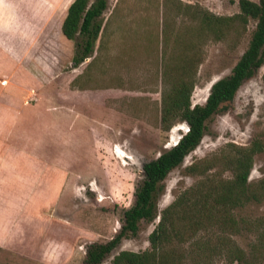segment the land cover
<instances>
[{"label": "rangeland", "instance_id": "obj_1", "mask_svg": "<svg viewBox=\"0 0 264 264\" xmlns=\"http://www.w3.org/2000/svg\"><path fill=\"white\" fill-rule=\"evenodd\" d=\"M71 1L50 0V6L45 7L50 8L48 16L43 23L37 22L46 27L33 32L30 39L35 55L43 60L39 72L35 70L36 81L14 67V81L25 92L32 88L22 102L40 106L32 111L24 108L17 121L28 118L35 122L23 133L28 141L34 140L33 153L42 150L38 148L42 137L50 151V162L44 161L45 165L32 153L29 170L49 168L52 175L58 171L67 174L63 192L55 193L62 182L54 178L50 194L45 195L51 202L50 218L67 226L66 250H60L51 261L2 252L0 264H83L89 243L112 238L119 231L123 209L133 201L134 187L142 178L141 164L173 145L186 131V124L177 117L166 128L160 122L162 100L179 77L183 57L196 53L197 63L184 79L193 83L190 104H202L212 82L229 74L255 24L249 20L244 30L231 29L223 38L213 40L195 33L193 8L230 15L238 10L237 0H105V8L95 18L100 29L88 56L91 61L84 69L92 68L94 76L81 82L111 86L114 100L107 108L92 111L96 119L78 111L75 114L80 119L72 122L59 116L58 93L60 68L65 69L73 55L74 42H65V47L64 38L57 34ZM76 39L80 49L82 37ZM263 71L261 65L241 82L231 100L205 120L197 146L163 180L156 198L157 216L140 220L136 234L122 237L105 255L103 264H109L120 250L149 249L148 235L160 210L187 189L230 179L231 167L220 156L228 158L235 147H245L253 140L262 148L252 155L247 183L257 198L231 206L230 220L223 224L207 220L200 228L189 230L182 227L180 219L174 220L177 232H168L162 246L174 252L176 264H264V191L259 188L264 178ZM83 110L91 112L86 106ZM236 254L238 260L233 259Z\"/></svg>", "mask_w": 264, "mask_h": 264}, {"label": "trees", "instance_id": "obj_2", "mask_svg": "<svg viewBox=\"0 0 264 264\" xmlns=\"http://www.w3.org/2000/svg\"><path fill=\"white\" fill-rule=\"evenodd\" d=\"M105 8V0H72L60 24L64 37L74 42L72 63L78 64L93 51V43L100 29V22L95 18ZM237 12L230 15H218L205 9L193 8L194 31L213 40L223 38L231 29L244 30L248 21H254V28L243 52L240 54L228 75L216 79L209 87L202 104H190L189 94L192 82L184 75L197 63L194 53L186 54L180 65V73L167 97L162 100L160 122L164 128L169 121L177 117L187 129L177 141L165 148L157 156L141 164L142 178L133 190L131 205L123 209L119 231L105 242H91L85 247L83 264H103L102 260L122 237L135 235L140 220L150 221L157 216L156 198L163 189V180L183 158L199 143L205 128V120L220 106L231 100L238 86L249 78L254 71L264 65V0H237ZM77 36L82 37L78 49ZM194 71V70H193ZM264 80V71L262 73ZM258 140L251 141L245 147H235L230 157H222L232 170L230 179L208 181L195 189H187L170 204L160 210L158 221L148 235L149 249L143 251L120 250L113 255L109 264H176L172 250L162 246L169 233L177 232L174 220H181L182 227L196 230L213 220L226 223L230 220V207L238 202L257 195L247 183L252 155L261 150ZM190 170L194 165H189ZM204 169L207 165H204ZM264 191V178L259 182ZM210 222V221H209ZM239 253L240 250L236 249ZM238 254L233 259L238 260Z\"/></svg>", "mask_w": 264, "mask_h": 264}, {"label": "crops", "instance_id": "obj_3", "mask_svg": "<svg viewBox=\"0 0 264 264\" xmlns=\"http://www.w3.org/2000/svg\"><path fill=\"white\" fill-rule=\"evenodd\" d=\"M15 1L0 0V253L51 261L60 250H66L64 235L67 226L61 220L50 218L51 202L45 195L51 192L52 179L59 178L58 181L65 185L67 174L66 171H58L52 175L49 168L46 171L29 170L34 140L28 141L23 133L28 126L33 128L35 122L28 118L17 121L16 116L26 107L32 111L40 106L39 103L22 102L32 88L25 92L14 81L16 66L36 81L35 73L39 72L43 60L35 55L30 39L33 32L44 31L46 25L41 27L37 22L41 20L43 23L48 16L50 8L46 10L45 7L50 6V0H23L17 4ZM61 21L57 34L64 38V44L62 40L61 43L66 47L65 42L69 39L60 31ZM68 59L65 69L60 68L59 116L73 122L80 119L75 114L80 111L91 120L96 119L92 111L107 108L108 103L114 100V88L86 86L81 82L94 76L92 68L84 70L91 57L78 64L72 63V55ZM84 106L91 112H84ZM41 141L38 148L42 150L33 154L45 165L44 161L50 162V151L44 137ZM62 185H58L55 193L64 191L65 186ZM58 217H62L59 212Z\"/></svg>", "mask_w": 264, "mask_h": 264}, {"label": "water", "instance_id": "obj_4", "mask_svg": "<svg viewBox=\"0 0 264 264\" xmlns=\"http://www.w3.org/2000/svg\"><path fill=\"white\" fill-rule=\"evenodd\" d=\"M186 128H187V126H186Z\"/></svg>", "mask_w": 264, "mask_h": 264}, {"label": "built area", "instance_id": "obj_5", "mask_svg": "<svg viewBox=\"0 0 264 264\" xmlns=\"http://www.w3.org/2000/svg\"><path fill=\"white\" fill-rule=\"evenodd\" d=\"M187 129V128H186Z\"/></svg>", "mask_w": 264, "mask_h": 264}]
</instances>
